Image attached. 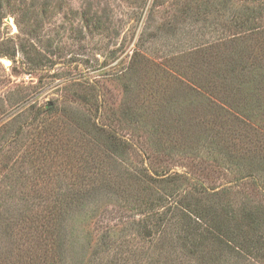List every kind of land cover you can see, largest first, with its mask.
<instances>
[{
  "label": "rangeland",
  "instance_id": "rangeland-1",
  "mask_svg": "<svg viewBox=\"0 0 264 264\" xmlns=\"http://www.w3.org/2000/svg\"><path fill=\"white\" fill-rule=\"evenodd\" d=\"M240 10L0 0V264H203L175 226L152 240L159 194L264 207V34L234 38Z\"/></svg>",
  "mask_w": 264,
  "mask_h": 264
},
{
  "label": "trees",
  "instance_id": "trees-1",
  "mask_svg": "<svg viewBox=\"0 0 264 264\" xmlns=\"http://www.w3.org/2000/svg\"><path fill=\"white\" fill-rule=\"evenodd\" d=\"M239 2L241 15L236 21L237 32L234 38L246 31L257 35L264 34V28L260 30L261 26L258 25V20L264 18V0H239ZM262 37L264 38V35ZM110 141L115 150H113L114 155L119 151V146L122 149H129L128 143H120V140L114 136H111ZM140 177L145 179L143 182L145 188L166 189L173 184V178L169 173L157 172L150 176L148 171L143 169L139 171L137 178L140 180ZM181 177L183 181H188L187 177ZM98 178L106 181L105 178ZM193 189L195 194H202L203 197L197 200L194 198V202L185 200L186 204H183V208L179 207L181 205L179 202H171L170 195L167 194L165 197L158 195L156 204L150 212L158 221L159 227L152 234V240L159 238L161 233V235L167 234L175 226L174 229H178L175 236L176 243L185 257L197 258L203 264H220L221 261L231 264H252L251 261L254 260L259 263L264 262V207L254 205L249 209L243 208L237 212L239 215L236 217L233 215V210L224 209L219 206L217 200L215 201L217 193L214 192L212 196L214 199L209 200L210 193L204 185L201 184L199 188L193 187ZM165 201L168 206L162 204ZM233 223L237 228L236 232L231 230Z\"/></svg>",
  "mask_w": 264,
  "mask_h": 264
},
{
  "label": "water",
  "instance_id": "water-1",
  "mask_svg": "<svg viewBox=\"0 0 264 264\" xmlns=\"http://www.w3.org/2000/svg\"><path fill=\"white\" fill-rule=\"evenodd\" d=\"M6 64H9V63H6Z\"/></svg>",
  "mask_w": 264,
  "mask_h": 264
}]
</instances>
